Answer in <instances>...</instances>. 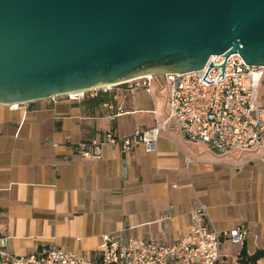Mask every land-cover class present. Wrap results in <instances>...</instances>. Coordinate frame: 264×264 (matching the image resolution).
Masks as SVG:
<instances>
[{
	"label": "crops",
	"instance_id": "obj_1",
	"mask_svg": "<svg viewBox=\"0 0 264 264\" xmlns=\"http://www.w3.org/2000/svg\"><path fill=\"white\" fill-rule=\"evenodd\" d=\"M168 97L164 76L155 75L151 91L119 85L81 100L0 104V248L93 254L125 228L174 242L188 232L199 202L217 228L250 230L243 243L223 241L220 263L238 264L243 246L250 254L264 248L261 151L217 153L176 127L159 135L153 152L143 145L127 152L106 145L98 157L75 150L79 141L97 142L109 132L125 137L164 122Z\"/></svg>",
	"mask_w": 264,
	"mask_h": 264
},
{
	"label": "water",
	"instance_id": "obj_2",
	"mask_svg": "<svg viewBox=\"0 0 264 264\" xmlns=\"http://www.w3.org/2000/svg\"><path fill=\"white\" fill-rule=\"evenodd\" d=\"M220 54L218 81L231 54L264 66V0H0V104L199 70Z\"/></svg>",
	"mask_w": 264,
	"mask_h": 264
},
{
	"label": "built area",
	"instance_id": "obj_3",
	"mask_svg": "<svg viewBox=\"0 0 264 264\" xmlns=\"http://www.w3.org/2000/svg\"><path fill=\"white\" fill-rule=\"evenodd\" d=\"M212 60L214 66L206 79L215 82L208 83L203 77ZM225 60L224 54L212 55L202 69L160 74L169 89L170 112L164 122L137 129L125 137L109 132L97 142L79 141L74 145L75 150L87 157H98L106 145H118L123 152L143 145L153 152L157 150L159 135L176 127L189 140L204 143L217 153L233 149L259 150L264 162V104L259 102L264 66L248 65L239 55L231 54L227 57L224 78L218 81L219 65ZM154 76H141L119 85H125L131 92L141 88L151 91ZM119 85L70 92L64 96L81 100ZM65 161L69 158L65 157ZM249 232L244 224L229 229L217 228L209 221L208 205L199 202L190 212L188 232L174 242L136 237L125 228L107 235L93 254L55 247L17 254L0 248V264H219L223 258V241L243 243Z\"/></svg>",
	"mask_w": 264,
	"mask_h": 264
},
{
	"label": "trees",
	"instance_id": "obj_4",
	"mask_svg": "<svg viewBox=\"0 0 264 264\" xmlns=\"http://www.w3.org/2000/svg\"><path fill=\"white\" fill-rule=\"evenodd\" d=\"M237 258L238 264H257L260 259L264 260V248H259L256 252L250 254L243 246Z\"/></svg>",
	"mask_w": 264,
	"mask_h": 264
},
{
	"label": "rangeland",
	"instance_id": "obj_5",
	"mask_svg": "<svg viewBox=\"0 0 264 264\" xmlns=\"http://www.w3.org/2000/svg\"><path fill=\"white\" fill-rule=\"evenodd\" d=\"M259 94H260L259 102L264 104V83L261 85V87L259 89ZM220 264H222V263H220Z\"/></svg>",
	"mask_w": 264,
	"mask_h": 264
}]
</instances>
